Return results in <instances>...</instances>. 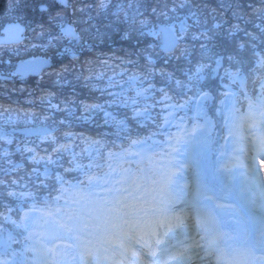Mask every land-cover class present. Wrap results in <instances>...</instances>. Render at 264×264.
<instances>
[{"label": "trees", "instance_id": "obj_1", "mask_svg": "<svg viewBox=\"0 0 264 264\" xmlns=\"http://www.w3.org/2000/svg\"><path fill=\"white\" fill-rule=\"evenodd\" d=\"M51 1V0H50ZM16 1L4 0L2 6L7 7L6 11L0 14V25H5L15 19L24 22L27 25L25 33L26 43L19 51L8 53L6 60L0 64V71L7 75L13 74V68L20 61L34 58H49L52 60V67H57L62 61L58 59V52L49 50L42 51L39 47L47 36L48 28L51 32L56 31V23L61 19L57 16V12L62 13L70 22L75 20L81 27L90 28L93 32L97 28L101 32L106 33L104 36L105 43L101 46L103 49L111 52L114 49L118 50V55L125 56L131 54V58H135V54L145 45L152 43L159 45L160 39L148 35L149 29H140L137 23L138 19L145 17L152 22L151 28L156 29L160 24H166L175 31H180L181 24L188 25V36L185 42L190 46V51L186 52L183 57H173L169 59L159 60L158 66L163 65L169 72L173 73L184 81L187 85L176 89L167 85L165 80H161L158 75L155 77L157 88H166L168 98H165L164 92L155 91V98L150 99L149 103L153 106L145 112L142 117L135 119L128 117V110L113 106L111 111L118 114L120 117L126 118L128 128L119 135L111 134L112 129L101 127L102 116L93 117L92 121H76L74 118H68L66 113H58L57 118L63 117L70 119L72 127L77 132L91 133L93 135L101 132H106L108 146L104 147L105 156H109L110 152L115 153L117 150H126L132 145L144 141L152 144L156 148V157L159 159L163 154L168 153L169 142L174 139L183 128L186 135L190 133L198 134L200 123L195 126V129H187L186 125H190L192 117L190 113L193 110V104L201 96V92H208L209 97L206 100L210 115L215 116L216 126L222 120L220 113L225 110V90L221 83V75L214 78L212 69L216 68L217 60H222L220 74L225 69L235 71L239 69V73L246 78V87L240 92L241 96L236 97L232 107L237 108L239 125L246 119V100L251 97H262L263 93L260 88L259 76H264V67L258 64V58L255 53L264 54V19L259 18L253 13V9L264 7L261 0H123V4L128 13L127 21L123 15L117 21L115 17L109 15L96 17L92 9L79 11V8H85L94 0H77L73 6L76 11L69 12L67 9L60 6L54 0L49 4L50 9L47 13H41L38 9V3H32L29 6L24 5L19 8L13 6ZM36 2V0H35ZM13 4V6H12ZM23 5V4H21ZM37 5V6H36ZM11 10V14L8 10ZM27 9V10H26ZM92 14V19H88V14ZM166 14V15H165ZM43 18H37L41 17ZM35 19H38L35 20ZM214 22H221L220 29L212 27ZM239 24V31L235 34L232 32V25ZM25 25V26H26ZM95 25V27H93ZM2 26H0L1 29ZM45 36L38 35L41 32ZM125 33H128L125 38ZM207 33L206 36L199 35L198 39H192L191 34ZM252 33L254 35H248ZM245 42V47L240 49L239 42ZM254 46V47H253ZM232 57L233 59H229ZM10 62L7 66L6 62ZM167 61V63H165ZM209 63L210 67L206 70L204 79L188 80L199 62ZM140 63H144L143 57L140 58ZM51 68L48 70L50 71ZM46 71V72H48ZM45 72V73H46ZM70 83L67 86L56 89L58 94L64 97L77 96L78 99H83L87 96L85 89L81 88L79 82L75 81L74 77L69 74ZM51 77L44 75L31 76L24 80L14 76L13 80H0V132H5L3 136H11L14 139L12 145H8L4 139H0V153L7 151L8 155H0V236L4 237L5 242L9 247H5L0 243L5 253L4 256L8 261L17 258L18 264H21L20 252L24 251L25 244L24 234L18 233V222L20 221L21 212L19 206L26 205L24 196V188L26 190L34 189V181L42 179V173L50 167L53 168V176L62 169L49 165L46 162L39 164L30 161L31 153L24 151L25 143H31L37 137H26L16 133L17 130L27 127H37L38 120H33L26 123L27 117L16 112L19 117L15 123L10 122L9 118L11 111H5V108H40L38 103H29V99H35L39 95L40 90L51 85ZM31 94V95H30ZM131 95V93H129ZM79 109V108H77ZM79 115V114H78ZM63 127V125L61 126ZM110 151V152H108ZM92 154V153H91ZM101 156H104L101 154ZM85 168L83 174L94 172L96 169L95 159L88 156L84 157ZM18 162L23 163V167L15 169ZM90 165V166H89ZM35 174L33 175V170ZM49 173V172H48ZM78 175L79 176H82ZM160 183L168 184L173 178V174L163 171L160 175ZM44 205V204H42ZM50 208H56L62 205V200H57L48 204ZM44 209L47 207L42 206ZM16 222L13 223L12 221ZM6 236V237H5ZM28 256L37 257L34 251H28ZM15 255V257L13 256ZM12 256V257H11ZM10 259V260H9ZM41 263L46 262L40 258ZM31 261V260H30ZM29 261V263H30ZM23 263V262H22ZM27 264V260L23 263Z\"/></svg>", "mask_w": 264, "mask_h": 264}, {"label": "clouds", "instance_id": "obj_2", "mask_svg": "<svg viewBox=\"0 0 264 264\" xmlns=\"http://www.w3.org/2000/svg\"><path fill=\"white\" fill-rule=\"evenodd\" d=\"M58 2L69 12L77 10L73 7L77 0H58ZM261 4L264 5V0H261ZM88 8L92 9L96 17L104 16L107 18L111 15L119 21L120 16L123 15L125 21L128 19L123 0H94L85 8L78 10L86 11ZM253 13L264 19V7L254 8ZM58 16L61 19L56 23L55 32H49L47 36L43 31L38 34L45 36L43 43L39 45L42 51L59 50L58 59L62 61L57 67H51V59L48 61L51 70L44 75L52 78L51 85L41 89L34 100L29 99L28 101L33 104L38 103L40 108L4 109L12 112V116L9 118L12 123L19 119L15 115L16 112H19L27 117L26 123L38 120L39 124L43 126L42 133L31 143L24 145V151L32 154L29 157L30 161L36 164L46 162L62 169L55 176L49 173L47 178L42 175V179L34 181L35 188L30 189L27 193L33 197V207H36L37 202L48 205L51 202L64 199L65 185H71L78 175L83 174L86 166L84 157L91 155L89 147L95 145L104 148L108 144L106 132L95 135L77 132L73 129L70 119L57 118L58 113H66L68 118L85 122L92 121L93 117L101 115L102 123L100 126L105 129H112L111 134L119 135L127 130L128 124L126 118L120 117L110 110L113 106L127 109L128 117L135 119L144 116L145 112L153 106L149 100L155 98V91L164 92L165 98H168L166 88H157L156 76L159 75L161 80L167 82V85L176 89L187 86L182 79L175 77L163 65L158 66V63L164 57L179 58L190 51V46L185 42V38L188 36V28L179 32L171 27H161L156 30L151 28L152 22L149 18L138 19L139 28L149 29L148 35L159 38L160 44L149 43L145 45L138 50L133 59L131 54L121 56L117 54L118 50L114 49L109 52L103 49L101 46L105 43L104 36L107 34L101 32L99 28L93 32L90 28L81 27L75 20L70 22L62 13ZM88 19H92L91 13L88 14ZM61 22L72 26L75 32L73 38L68 39L64 36L59 27ZM195 35L197 34H191L192 39ZM127 36L128 33H125V38ZM23 43L24 36L22 34L21 39L3 44ZM141 57H143L144 63H140ZM209 67V63L203 61L195 65L201 80L204 79ZM212 72L217 73V69H212ZM69 74L74 77L75 81L79 82L81 88L86 90L87 96L85 98L64 97L58 94L56 89L70 83ZM220 75L222 79L227 76L230 84L241 80L239 69L235 71L225 69ZM257 79L261 80V87L264 88V76H259ZM188 80L192 79L188 76ZM230 84L226 87H230ZM241 87H243L242 80ZM201 95L209 97V93L206 91L201 92ZM77 108H79V115H77ZM62 125L63 127H61ZM0 139L7 138L0 137ZM261 159H264V153L256 157L254 164L257 166V160ZM78 164L82 167H77ZM35 171L34 169L33 175ZM57 175L63 178L62 183L56 180ZM84 178L87 179L88 177L85 175ZM261 259L264 260V257ZM226 264H237V262L226 260Z\"/></svg>", "mask_w": 264, "mask_h": 264}, {"label": "rangeland", "instance_id": "obj_3", "mask_svg": "<svg viewBox=\"0 0 264 264\" xmlns=\"http://www.w3.org/2000/svg\"><path fill=\"white\" fill-rule=\"evenodd\" d=\"M2 1L4 0H0V14L5 12L7 8L1 5ZM14 1H16V6H13V4L12 6L14 8L19 9H21V7H23L24 5L29 6L32 3H52V0H36V2L35 0ZM11 10L12 9L8 10L7 12L11 14ZM37 18L42 19L43 15ZM35 20L38 21V19ZM11 22H20V20L15 19V21ZM22 23L26 25L24 22ZM0 26L3 27L4 25L1 24ZM48 32H51L50 28H48ZM3 52L4 51L1 50L0 56L3 55ZM2 58L5 57L3 56ZM2 58L0 57V59ZM6 63L7 66H12L9 65L10 62L7 61ZM241 80L243 82L244 87L245 82L243 76L241 77ZM241 80H237L236 83L230 84L228 78L226 77L223 81V84L228 93L236 94L239 89L243 88L241 87ZM229 84L230 87H226V85ZM197 106V114L204 117V130L199 136L195 138L196 140L194 148L190 156L187 154L186 150L177 151L178 159L176 162H178L179 164L176 165L174 168L177 169L176 171L178 174H175L176 177L174 178L173 183L171 184V189H165L164 187L159 186L155 181L149 183L146 182L140 187V189L146 194V200L148 203L155 200H158L160 203L163 202L171 208L173 214L175 213L174 216L179 218V221H177L176 224H174L169 229V231L165 232V237L163 238L164 240L157 242L162 250H164V244L166 245L167 243H169V250L164 253L165 257L162 258L160 257V255L159 257H154L152 263L150 264H208L204 260L203 253L207 249L206 242L208 237L199 236V232L197 230L200 227L196 226L197 223L194 226L195 219L193 221L192 216H190L191 213L194 212L195 204L198 201L207 200V204L210 206V210L215 211V209H218L220 212H224L226 214L228 213L230 214L229 221L237 222L236 219L238 214L234 210L233 205L230 202V198L228 196H222V194L218 193L216 190L211 188L209 183L206 182V175L209 173L207 167L210 165L208 159L213 147L214 127L211 123H208L209 118L207 117V115H205V106L203 104V100ZM250 110L252 112V116L246 124L247 133L245 136V143L248 148L246 153L239 155L235 154V156H233L232 158L236 159L237 161H235V164H232L230 156L226 153V147L229 146L230 139L236 144L237 142H240L241 138L239 136V133L235 129L230 127V125H227L228 129L224 133L218 145L220 149L219 153L218 155L215 154L217 166L216 171L224 172L225 167H228V164H230L229 166L233 167L235 170V175L237 173H245L248 175V178L250 180L249 191L252 197L251 202L253 203L252 212L255 213L256 217L259 220L261 219L264 221V161L257 160V166L254 164L256 157L259 154L264 153V105H258L255 108H251ZM78 114L79 109H77V115ZM6 138V142L8 140H11V143L7 142L9 145H11L13 139L10 137ZM185 145L187 146V143ZM255 148H257L259 151L256 152V156H253ZM137 150L140 154V147H137L136 152ZM126 159L122 154L119 155L120 162H124L126 161ZM122 174L127 176L129 180H133L134 175H132L131 171H129L128 169L127 171L122 172ZM120 175L121 173L117 170L114 176H107L103 181L98 182L96 186L98 190L95 191V193L88 192L89 197L96 201V204L99 208H104V206L102 205V199L106 197L115 199L118 198V187H120L123 191L121 196L122 198H119V200L126 198H134V194L137 193L135 190V185L131 183V181H128L127 183L129 188L124 190V183L117 181ZM182 175H186L185 181L187 182L188 180L187 183L182 179ZM207 187L211 188V190H208ZM209 214L211 215V213ZM116 216H118V214ZM120 217H123L122 214H120ZM40 218V211L33 207L25 211V231L28 234L33 232L34 229L39 226ZM117 218L115 219L113 216L110 217V219L113 220L114 224L119 225L121 222V225L118 226L119 233L116 237L117 240H119L122 235L125 234L126 230L123 229L125 225L124 221L122 219L117 220ZM102 220V223L104 224L106 220ZM179 226L183 228L179 229ZM45 232L48 234V243L51 244L52 247L51 255L53 264H62L63 258H65L64 256L68 252L72 255L71 264H74L75 254L73 252V249L70 245H66V243L59 236L58 232L55 231L54 226L50 222L46 225ZM70 233L71 241L73 243H78L81 253H83V259L85 264H121L119 260H111V258H108V255L103 252L104 246L101 243H98L94 249L89 248L79 240L78 236L76 235V232ZM103 234H105L106 236L107 232L103 231ZM49 235L52 236L51 239L49 238ZM127 236L129 235L127 234ZM130 239H132L131 236L129 240ZM200 250H202V252H200ZM262 257H264V253H262L261 256L258 257L260 258L261 262H264V260L261 259ZM157 260H159L160 262L157 263ZM137 262L140 264L143 263V261H141L139 258L137 259ZM143 264L148 263L144 262Z\"/></svg>", "mask_w": 264, "mask_h": 264}, {"label": "snow or ice", "instance_id": "obj_4", "mask_svg": "<svg viewBox=\"0 0 264 264\" xmlns=\"http://www.w3.org/2000/svg\"><path fill=\"white\" fill-rule=\"evenodd\" d=\"M38 9H39V11L41 13H47L49 11V9H50V6L46 2H41L38 5ZM81 10H83V9H81ZM59 14L60 13L57 12V16ZM59 27H60V30L63 32L64 36L67 37L68 39H71V38H73L75 36V32H74V30H73V28H72V26L70 24L61 22L60 25H59ZM212 27L214 29H220L222 27V23L221 22H214L213 25H212ZM187 28H188V25H186V24H181V26H180V30L181 31H185ZM239 30H241L240 29V25L239 24H233L232 25V32L230 34H233L234 35L235 32H237ZM23 31H24V29H23V26L22 25H20L18 23H16V24H9L4 29V32L2 34H0V44L6 43V42L17 41V40L21 39L22 38ZM199 35L206 36L207 33H201ZM199 35H195L193 37V39H198L199 38ZM248 35H254V34L248 33ZM238 47L240 49H243L245 47V42H243V41L239 42L238 43ZM65 51H68V49H65ZM255 55L258 58V64L260 66L261 65H264V54H261V53L257 52V53H255ZM229 59H233V58L232 57H229ZM47 63L48 62L46 60L40 59L37 62H33V63L21 65L20 68H18V73L21 76H24V75L28 74L29 72H39L44 66L47 65ZM216 63H217V70H218L219 67L222 65V60L218 59ZM189 78L192 79V80L198 79V78L201 79V76H200L199 71L196 68H194V70L192 71V73L189 76ZM8 143H11V140H9ZM89 150L90 151H93V150H97L98 151L99 149H97L95 145H92V146L89 147ZM0 155H8V153H7V151H4V152L0 153ZM261 161H264V159H261ZM77 167H82V166L78 164ZM42 175L45 178H47V176L49 175V173L46 170L44 173H42ZM56 180L58 182H61L62 183L63 178L60 177L59 175H57L56 176ZM65 191H67V189H65ZM12 222L15 223L16 221L13 220Z\"/></svg>", "mask_w": 264, "mask_h": 264}, {"label": "bare ground", "instance_id": "obj_5", "mask_svg": "<svg viewBox=\"0 0 264 264\" xmlns=\"http://www.w3.org/2000/svg\"><path fill=\"white\" fill-rule=\"evenodd\" d=\"M227 216H229V214H226L224 217H227ZM205 217H208V216H205L201 213L200 214L198 213L196 216V218L198 220H200V219L205 220ZM174 220H178V219L174 218ZM211 220H212V218L210 217L207 221H211ZM236 220H237V223H230L228 221V218H227L226 222H227L228 226H227L226 233H221L219 231H215L214 233H210V231H209V233H210L209 247H213V249H217L218 241L230 237L231 239H229L227 242H229L231 244L230 247L233 249V251L235 253V260L234 261H236L237 264H251L252 263V257L250 255L251 254L250 250L249 249L244 250V246H242V243L245 240V239L243 240V235H242L244 232V224H243L244 219L238 217ZM216 224H217V220H214L213 226ZM216 226H215V228H216ZM181 228L182 227H180L179 229H181ZM165 231H166V229H162L157 234L159 236H163V233ZM140 238H142V236ZM141 240L146 242L145 246H144L145 250H152V249H150L149 245L152 244L155 239L143 238ZM207 247H208V245H207ZM200 252H202V250H200ZM213 256L214 255L211 256V254L207 251L204 255V259H207L209 257L211 258ZM64 257L65 258H63L62 264H71V254H69V252H68L65 254ZM219 260H222V258ZM255 264H259V262H256Z\"/></svg>", "mask_w": 264, "mask_h": 264}, {"label": "water", "instance_id": "obj_6", "mask_svg": "<svg viewBox=\"0 0 264 264\" xmlns=\"http://www.w3.org/2000/svg\"><path fill=\"white\" fill-rule=\"evenodd\" d=\"M58 1V0H57ZM11 24H16V23H11ZM19 24V23H18ZM9 25V24H8ZM8 25H6L5 26V28L8 26ZM21 25V24H20ZM23 26V25H22ZM161 27H163V28H167L166 26H160L159 27V29L161 28ZM4 28V29H5ZM4 29H3V32H4ZM23 29H24V31H25V27H23ZM158 29V30H159ZM24 31H23V33H24ZM22 33V34H23ZM1 45V44H0ZM7 45H12V44H7ZM40 60V59H39ZM39 60H34V61H24V62H22V63H20L19 65H18V67L15 69V71H16V74H18V75H20L19 73H18V68H20V66L21 65H25V64H29V63H33V62H37V61H39ZM44 60V59H43ZM47 62L49 61L48 59H45ZM49 67V64L47 63V65L46 66H44L39 72H29L28 74H26V75H24V76H28V75H35V74H41L42 72H44L45 70H46V68H48ZM21 76V75H20ZM24 76H22V77H24ZM0 78H3V76L0 74ZM44 129L43 128H38V129H27V130H21L20 131V133H22V134H25V135H30V136H34V135H40L41 133H42V131H43Z\"/></svg>", "mask_w": 264, "mask_h": 264}]
</instances>
